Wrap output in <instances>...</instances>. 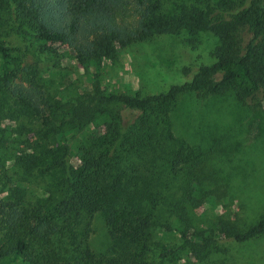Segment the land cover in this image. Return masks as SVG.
I'll use <instances>...</instances> for the list:
<instances>
[{
    "label": "trees",
    "instance_id": "16d2710c",
    "mask_svg": "<svg viewBox=\"0 0 264 264\" xmlns=\"http://www.w3.org/2000/svg\"><path fill=\"white\" fill-rule=\"evenodd\" d=\"M162 6L163 0H0L1 96L13 98L27 120L16 135L0 137V167L13 160L27 175L47 177L60 193L48 209L27 201L20 187L13 198L0 196V264L9 257L20 264H153L149 230L155 218L171 216L180 224L182 246L197 256L198 246L264 234V217L246 228L209 209L207 219L201 217V207L215 196L213 181L198 172L200 153L174 135L170 122L176 97L185 91L233 90L249 106L264 99V0H202L178 5L173 14ZM9 15L37 40L66 46L85 72L127 45L180 29L208 30L219 44L215 62L165 92H104L88 80L67 86L70 98L63 100L41 96L34 80L29 93L10 89L18 63L5 40L16 22ZM25 127L30 131L20 136ZM184 167L188 174L177 186L175 175ZM98 212L112 240L100 253L88 245L89 218Z\"/></svg>",
    "mask_w": 264,
    "mask_h": 264
},
{
    "label": "rangeland",
    "instance_id": "374dc122",
    "mask_svg": "<svg viewBox=\"0 0 264 264\" xmlns=\"http://www.w3.org/2000/svg\"><path fill=\"white\" fill-rule=\"evenodd\" d=\"M200 1L163 0L162 10L173 14L178 5L200 4ZM9 16L15 20L13 15ZM7 32L5 40L14 50L18 63L17 76L9 80L10 89L22 88L24 93H29L30 81L34 80L41 96L58 94L63 100L70 98L67 86L79 87L88 80L96 82L104 92L142 97L165 92L171 85L190 80L200 65L215 62L214 51L219 44L218 37L208 30L180 29L127 45L116 58L98 67L91 66L90 72H85L66 46L37 40L26 23L16 21ZM0 109V137L8 139V135L22 130L27 120L16 111L14 99L1 96V91ZM170 117L174 135L200 153L198 172L213 181L209 180V187L215 196L201 207V217L207 219L209 210L222 213L243 228L264 217V99L257 98L249 106L238 101L233 90L203 96L185 91L176 97ZM25 129L20 136L30 131L29 127ZM29 136L32 137L31 132ZM6 145L15 144L8 141ZM187 174L186 167L176 173L177 186L182 183L179 179H185ZM15 187L25 191L27 201H38L47 209L60 198L57 187L47 177L37 172L27 175L9 160L0 167V196L13 198ZM175 191L180 192L177 188ZM179 225L173 216L154 219L149 230L151 263L264 264V234L245 241L220 239L208 248L198 246L197 256L182 246L175 229ZM89 226V247L97 253L107 252L112 240L103 214L98 212L89 218ZM161 253H167L169 260H163ZM2 264L20 263L9 257Z\"/></svg>",
    "mask_w": 264,
    "mask_h": 264
}]
</instances>
